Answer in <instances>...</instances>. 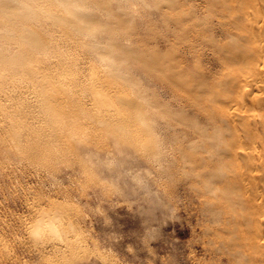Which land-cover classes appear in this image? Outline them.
Masks as SVG:
<instances>
[{"label": "rangeland", "instance_id": "rangeland-1", "mask_svg": "<svg viewBox=\"0 0 264 264\" xmlns=\"http://www.w3.org/2000/svg\"><path fill=\"white\" fill-rule=\"evenodd\" d=\"M229 1L232 7L225 0L77 2L78 11L88 9L84 23L91 29L89 34L74 35L84 46L81 50H67V55L80 59L89 56L93 58L90 65L95 66L94 71L70 72L67 80L81 75L91 78L92 72L98 71L94 75L97 77L102 70L104 74L99 77L107 74L113 83L121 84L123 96H129L126 99L138 98L134 107L125 105L128 111L123 108L125 112L121 110V114L141 113L146 123L136 119L139 127L134 121L129 131L146 130L148 126L151 130L145 131L146 135L141 137L144 139L139 137L138 141L128 143L132 145L126 147L129 152L121 154L107 138L109 131L97 129L98 133L93 129L98 133L95 134L86 126L87 133L91 130L89 134L95 136L91 140L95 146L89 142V149L98 158L91 156L85 163V140L79 141L80 145V139L66 141L64 137L61 143L59 139L50 145L58 153L51 167L42 156L20 154L28 143L0 131V264H264V246L257 243L264 242V203L263 210L256 206L264 194V155L246 158V153L238 150L241 145L250 150L264 148V86L248 94L250 97L244 95L245 100L241 97L245 108L242 100L237 105L229 101L240 94L247 78V71L239 70L253 63L246 59L254 51L251 47L245 56L242 53L249 48L246 37L264 38V25L261 30H250L257 19L264 18V2L234 0L233 6ZM44 29L43 26L37 30L43 33ZM55 31L52 36H65L64 32L63 35ZM110 63L126 74L123 81L118 80L115 72L107 71ZM259 67L263 68L258 71ZM257 68L258 72L252 73L256 77L250 78L264 84V65L257 63ZM221 90L222 95H233L227 100ZM258 94L263 96L261 106L257 100L254 103ZM142 98L145 103H141ZM211 99L220 105L217 103V107ZM84 102L90 111H102L100 104L87 99ZM228 109L236 113L235 119L226 117ZM255 112H260L262 118L260 115L254 120L249 114ZM240 116L246 120L244 124L241 120V125ZM248 126L251 135L243 132ZM236 127L239 133L235 134ZM102 133L106 136L102 137ZM223 140L227 147L222 145ZM226 142L238 148V158L236 154L233 157L240 163L230 165L234 152L226 151ZM150 145L157 158L144 155ZM100 147L103 153L98 151ZM104 148L109 149L108 153ZM259 162H263V167ZM230 169L235 172L232 176ZM239 171L246 172V177L241 179ZM37 211L60 214L63 241L49 236L41 240L31 235L28 224L39 216Z\"/></svg>", "mask_w": 264, "mask_h": 264}, {"label": "bare ground", "instance_id": "bare-ground-1", "mask_svg": "<svg viewBox=\"0 0 264 264\" xmlns=\"http://www.w3.org/2000/svg\"><path fill=\"white\" fill-rule=\"evenodd\" d=\"M78 1L80 3V1H82V0H0V131L1 132L5 131L6 133H8V135H12L13 137H15L17 139L25 140L26 143H28V145L23 146V147H26L25 150H23L22 153H20V152L19 153L25 154L28 152L27 154H29L31 157H41L42 156V158L46 162V164L49 165L48 167H51L53 165L55 159H57V157H58V153H56L52 149L51 146H53L55 143H57L61 139L62 140L66 139V141L69 140L70 138L77 139V140L80 139V140H78V143L80 145H82V144L79 141H81L82 139L85 140L86 143H84V146H82V147H83V152L86 151L85 154L88 155L87 157L83 158V161H85V163H86L87 160H89V161L91 160L89 157H91V156L94 157V155L97 157V155L94 154L95 151L89 149V148H91L90 147V145L92 143L91 140L95 139L94 138L95 136L93 135V133H91L92 135L89 134L90 132H93L94 130L97 131V129H100V130L105 129V130L109 131L111 137L107 133V138L108 137H109L108 139L111 138V144H113L115 151L122 154L124 152H126V153L129 152V150L126 151L127 150L126 147L127 148L132 147V145L130 146L128 143H130V144L134 143L137 139H139V137L140 138L144 137L146 135V132L148 131V133H149L151 130L150 126H148L149 128L146 126L147 127L146 130L139 128L140 132L139 131H137V132L129 131L130 129L128 127L131 125H134V121H136V119L139 120L140 122H142L143 124L146 123L145 120L143 119V116L141 113H139V115L138 114L135 115L137 112L136 113L134 112L135 114L134 113L131 114V112H129L130 114L124 115V112H125L124 109L126 111H128L127 107L125 108V105H128V107H131V108H132V106L134 107L136 105V102H137L136 99L138 100V98L135 99V98H133L135 96L132 95L133 96L132 98L126 99L125 97L127 95H125V97L123 96V94H125V93H123V92H125L124 89H123V92L120 91V85L121 84L119 85V83L116 84L115 82H114L115 83L114 84L113 79H111L107 74H106L107 76L105 75L106 77L105 76L102 77L103 75L101 77H99L102 70L99 73V76L97 75V77H94V75L98 74V71H97V73L92 72L93 76H91V78H89V77L86 78L84 75H81V76H79L73 80H67V77H68L67 75L70 72L79 71L81 73H84L87 70L94 71L93 70L94 63H93V65H90V62L93 61V58L91 60V58L88 56V59L90 58V61H89L87 58L84 59V57H82L80 59V57H70V55H67V50L72 49V48H73V50H76V49L81 50V47L84 46L82 44V42L78 39L79 36L78 35L74 36V35H76L77 33H81L82 35L89 34V29H91L90 27H88L84 23L86 21L87 16H88V13H87L88 9L87 10L85 9L84 11H81V9H80V11H78V9H77V2ZM228 1L225 0V2H227V5L229 6L230 4H228ZM233 1L234 0H230L229 3L233 4L234 3ZM225 2H223V3H225ZM262 2H264V0H262ZM241 3H243V2L241 1ZM257 3L258 2L256 0V4ZM243 4H246V2ZM234 5H235V3L233 4V6ZM230 6L232 7V5H230ZM241 6L242 5H240V7ZM246 6H245L244 10H246ZM81 8L84 9L82 6H81ZM237 10H239V9H237ZM252 10H254V9L252 8ZM258 14L262 15L260 11L258 12ZM255 18L257 19L256 16H255ZM87 21H89V20H87ZM249 22L251 23V25H253L250 20H249ZM262 25H264V18L260 19V20L257 19L256 23H254V26H252V28L250 30L255 29V28L261 30ZM43 26L45 27V29H44L45 31H43V33H40L39 30H37V29L39 27H43ZM54 31H55V33L57 31H58V33L61 31L62 32L61 34H63V32H64L65 36H58V35H60V33L57 36H55V34L52 36ZM263 31H264V29H263ZM82 35H80V36H82ZM257 37L256 36L255 37L254 36H251V37L247 36L246 37V39H248L249 48L247 47L245 49L244 48L245 46H244L243 50L245 53L244 52H242V53H243V55L244 54L246 55V52H248L246 50L250 49V47H251L250 50H254V51L251 52L250 54H248L246 56L247 57L246 59L250 60V62H253V63L250 66L247 65L246 66L247 69L244 67L243 69L239 70L240 72L244 71V73L247 71V73L245 74L247 76V78L244 76L246 78V80H244L245 82L243 81L244 84L241 83V84H243V85H241V88H240V94L241 95L238 93L239 91L236 89L237 90L236 93H238L239 95L237 97L234 95L235 98L233 97V99L231 98L229 100V101L233 100L234 105H237L239 103V101H241V100L244 103V100H245L244 95H248L257 89H259V90L263 89V86H264V84H262L263 82L256 80L257 78H255V79L250 78V77H256L254 74L252 75V73H257L258 71H260L261 68H263V67H261V68L259 67V70H258L257 63H262L264 65V53H262L264 51V38H263V36H257ZM236 41H238V40H236ZM239 41H240V39H239ZM245 42H246V40H245ZM232 47L234 48V46H232ZM236 48H237V43H236ZM237 51H239V50H237ZM254 52H256V53H254ZM92 54H94V53H92ZM233 54H235V52ZM239 55H241L240 51H239ZM225 57H227V56H225ZM228 57H230V56H228ZM122 58H124V57H122ZM94 59H95V57H94ZM248 60H247V62H248L247 64L250 63ZM228 61H230V60L228 59ZM254 63L256 64L255 66H253ZM86 65H88V66L86 67ZM114 65L110 63L109 70H107V67H106V70L110 71L112 73L115 72L116 75L119 76V77H117V76L116 77L120 78L118 80L123 81V78H125L124 76L126 74L125 75H123L124 73L121 74L122 71H119L118 67H117V69H115ZM241 70H243V71H241ZM112 73H110V74H112ZM101 74H104V73H101ZM110 76H112V75H110ZM224 76H227V74ZM117 78H116V81H117ZM114 81H115V79H114ZM120 81H117V82H120ZM120 83H122V82H120ZM118 85H119V88L117 87ZM123 85L124 84H122L121 88H123ZM218 86H219V84H218ZM226 88H227V86H226ZM119 91H120V93H118ZM233 92H235V91H233ZM227 94L223 93V95H222V90H221L222 96L227 95ZM261 94H263V93H261ZM261 94L260 95L258 94L255 96L254 103L256 102V100L258 101V103L260 101L262 103L264 95L261 96ZM231 95H233V93L230 94L229 96L227 95L228 96L227 100L229 99V97H231ZM137 96H139V95L137 94ZM242 96H243L244 100L241 99ZM127 97H129V96H127ZM212 97H210V98H212ZM27 98H30V101H28ZM220 98H222V97H220ZM85 99H87V101L89 100V102L91 100L94 103L100 104L102 106V111L98 114L94 112V110H97L96 108L94 110H92L93 112L90 111L89 108H86L87 106H84V105H86V104H84ZM143 99L144 98H142L141 103L143 102ZM227 100H223V101L226 102ZM212 101L214 102L215 105L217 103H218L217 105H220L219 101L218 102L216 101V103L214 100H212ZM229 101H227L226 103L228 104ZM242 101H241V105L243 108H245L244 106H246L245 105L246 103L242 104ZM143 103H145V102H143ZM261 103H259V105ZM89 104H92V103H89ZM141 105L143 106V104H141ZM217 107H215V108H217ZM230 107L233 108V104ZM91 108H92V106H91ZM135 108H133V109H135ZM235 108H236V106L233 108V110ZM243 108H241L240 110L243 111ZM98 109H101V108H98ZM121 110L124 111L123 114H121ZM229 110H231V109H228V112L232 113V111H229ZM248 110H250V109H248ZM248 110H246V111H248ZM143 111H145V110L143 109ZM97 112H99V110ZM228 112H226L227 113L226 117H232L233 118V116H235V114H236V113L230 114ZM262 112H264V111H262ZM143 113H146V112H143ZM243 113H245V112L243 111ZM250 113H251V111H250ZM245 114H244V118H245ZM116 115H119V118L115 117ZM249 115H251L255 120L257 117H259L261 115V113L255 112V113L249 114ZM148 116H149V114H148ZM223 117H225V116H223ZM240 117H241V119L238 121L239 124L242 122L241 120H243L242 123L244 124V122L246 120L242 119V116H240ZM263 117H264V115H263ZM246 118H247V115H246ZM249 118H251V117H249ZM260 118H262V115L260 116ZM233 119H235V118H233ZM237 119H239V118H237ZM148 120H150V119H148ZM235 122L233 124L236 126ZM238 122H237V124H238ZM262 122H264V118H263ZM135 124L137 127L138 122L136 121ZM211 124H213V123H211ZM245 124H247V123H245ZM252 124H254V123H252ZM255 124L257 126V123H255ZM90 125H91V127H90ZM227 125L229 126V124H227ZM247 125H249V124H247ZM263 125H264V123H263ZM86 126L87 127L89 126V128H91L92 130L94 129V130L93 131L90 130L89 133H87V130L85 128ZM249 126H251V124ZM249 126L247 127L248 131L247 130L245 131L243 129L245 127H243L242 129L244 130L243 131L244 133L249 132V134L251 135V133L249 131L250 130ZM136 127H134V128L136 130H138L137 128L139 126L137 128ZM232 127L230 126L231 129H234ZM253 127H255V126H253ZM238 128L236 127V131L234 130L235 134L238 132L237 131ZM135 129H134V131H135ZM196 130H197V128H196ZM252 130L253 129H251V132H252ZM95 131H94V133H95ZM240 131H241V127H240ZM230 132H231V130H230ZM260 132H262V131H260ZM98 133H95V134H98ZM111 133H112V135H111ZM216 134H217V132H216ZM240 134H242V133H240ZM263 134L258 133V135H263ZM90 135L93 138H91ZM105 136L106 135L103 136V133H102V137H105ZM216 136H219V135H216ZM232 136H233V134H232ZM263 136H261V137H263ZM0 137H1V135H0ZM64 137H66V138L63 139ZM102 137H101V139H102ZM214 137H215V135H214ZM225 137L226 136H224V138ZM254 137L256 139V135H254ZM2 138H4V137H2ZM10 138H12V137L10 136ZM67 138H69V139H67ZM107 138L105 140H107ZM222 138H221V140H222ZM8 139H9V136H8ZM141 139H144V138H141ZM141 139H140V142H141ZM145 139H146V137H145ZM201 139H202V137H201ZM235 139L238 142L237 137ZM241 139H240V141H241ZM62 140L60 141V143L62 142ZM105 140H102V141H105ZM156 140H157V138L155 139V141ZM6 141H8V140H6ZM25 141H22V142H25ZM108 141H110V140H108ZM240 141H239V143H240ZM18 142H20V141H18ZM89 142H91L90 145H88ZM95 142H96V140H95ZM99 142H100V138H99ZM150 142H153V138L150 139ZM150 142L146 141V143H150ZM221 142H219V144H221ZM228 142H226V143H228ZM14 143L17 144L16 142H14ZM105 143H107V142H105ZM223 143H225V141L222 142V145H224ZM229 144L230 143H228L229 148L226 151L229 150L231 154H232V152H234L232 154L233 159L231 158V156L230 157L228 156L230 159H232V163L230 161V165L235 164V163H240L239 160H237V159H235V157H233L234 154H236V156H237V153L235 152V150H237L238 148H233V145L231 144L232 145L231 146ZM235 144H234L235 147L238 146L237 144L236 145ZM241 144H242V142H241ZM92 145H93V147L95 146L94 141H93ZM97 145H100V144L98 143ZM97 145H96L95 149H98L97 147H99V146H97ZM101 145H103V144L101 143ZM127 145H129V147ZM17 146H18V144H17ZM245 146L241 145L238 150H240L241 153H243V154L246 153V155H245L246 158L255 157V156L259 157L261 155H264V148L259 149L257 147H253V149L250 150L251 149L250 147H247V145H245ZM225 147H227V146H225ZM263 147H264V145H263ZM105 148H106V146H105ZM105 148H104V150H105ZM151 148H152V146L150 145V147L148 148L149 149L148 152L145 150L143 151V152H147V154H144V153L143 154L146 155V157L148 156V158H150V157L154 158V156L157 155V152H155ZM5 149H6V147H5ZM21 149H23V148L21 147ZM232 149H234V150H232ZM108 150H105L106 153H108L107 152ZM98 151L102 152L101 147H100V150H98ZM241 153H239V154H241ZM217 155L218 154H216V156ZM101 156H103V155H101ZM96 157H95V160H97V158H98V157L97 158ZM156 158H157V156H156ZM237 158H238V156H237ZM221 159H222V157H221ZM224 159H222V160H224ZM239 159H240V157H239ZM101 160H103V159L101 158ZM92 164H94V163H92ZM100 164H101V162H100ZM255 164H253V165H255ZM259 164L261 165V164H263V162L262 163L259 162ZM98 165H99V163H98ZM250 166H251V163H250ZM258 167H259V165L257 166V168ZM253 168L255 169L256 167H253ZM253 168H251V169H253ZM213 170H214V168H213ZM230 170H232V169H230ZM230 170L228 172H230L231 174H229V173L228 174L232 176V174H234L235 172L233 170L232 171H230ZM259 170L261 171L260 168H259ZM259 170L257 169V171H259ZM223 173L224 172H222L221 175H223ZM245 173L246 172H242V171L238 172V174H240L241 179L246 177ZM254 177H256L255 174H254ZM263 203H264V194L262 193L260 196V203H256V206L259 207L260 209H262V207L264 206ZM262 204H263V206H262ZM56 205L58 206L57 203H56ZM67 207H69V206H67ZM51 208H52V206H51ZM54 208H55V206H54ZM54 208H52V209H54ZM52 209H50V210H52ZM40 211H37V212H39V214H38L39 216L35 220H32L30 222V224H28L29 231H30L31 235H33L34 237L39 238L41 240L42 239L47 240V236H49V237H53L54 240L63 241V236L60 234L62 232L61 230L63 229V228H61V218H60L61 216H60V214H58L56 211L55 212L54 211L53 212H46V211L40 212ZM69 213H71V212H68V214ZM261 220L264 222V218H262ZM259 222L261 223L260 219H259ZM72 225H71V227H73ZM70 230H72V228H70ZM256 230H258V228H256ZM72 232H73V230H72ZM64 233H66V232H64ZM66 234L68 235V233H66ZM66 238H68V237L66 236ZM69 243H72V242H69ZM257 243L260 247L264 246V242L258 241ZM68 249H70V248H68ZM73 249H74V246H73ZM61 260H63V259H61Z\"/></svg>", "mask_w": 264, "mask_h": 264}]
</instances>
